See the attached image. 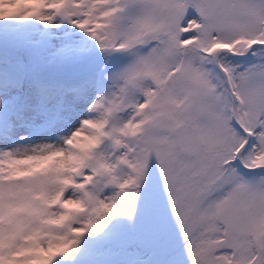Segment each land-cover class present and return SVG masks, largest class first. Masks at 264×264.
I'll use <instances>...</instances> for the list:
<instances>
[{
	"label": "snow or ice",
	"instance_id": "obj_1",
	"mask_svg": "<svg viewBox=\"0 0 264 264\" xmlns=\"http://www.w3.org/2000/svg\"><path fill=\"white\" fill-rule=\"evenodd\" d=\"M0 264H264V0H0Z\"/></svg>",
	"mask_w": 264,
	"mask_h": 264
}]
</instances>
